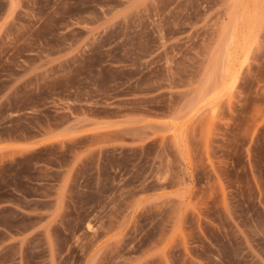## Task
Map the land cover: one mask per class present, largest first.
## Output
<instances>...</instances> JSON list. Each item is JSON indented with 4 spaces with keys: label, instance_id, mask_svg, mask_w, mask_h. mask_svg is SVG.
Here are the masks:
<instances>
[{
    "label": "rangeland",
    "instance_id": "374dc122",
    "mask_svg": "<svg viewBox=\"0 0 264 264\" xmlns=\"http://www.w3.org/2000/svg\"><path fill=\"white\" fill-rule=\"evenodd\" d=\"M0 264H264V0H0Z\"/></svg>",
    "mask_w": 264,
    "mask_h": 264
}]
</instances>
